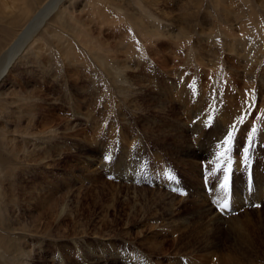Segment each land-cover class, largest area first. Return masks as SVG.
<instances>
[{
  "label": "rangeland",
  "instance_id": "obj_1",
  "mask_svg": "<svg viewBox=\"0 0 264 264\" xmlns=\"http://www.w3.org/2000/svg\"><path fill=\"white\" fill-rule=\"evenodd\" d=\"M4 1L11 10L0 9V66L36 7ZM0 100V264H138L154 245L144 234L160 236L155 255L147 253L155 264L181 253L244 264L233 255L248 243L264 248V0H62L3 72ZM253 125L255 185L244 208L246 166L241 181L240 171ZM230 130L235 149L224 153ZM226 168L237 207L230 218L210 204ZM170 196L177 211L198 201L221 226L203 222L192 238L178 227L179 245L199 241L178 253V222L151 219ZM131 213L138 221L129 226ZM207 237L213 256L197 252Z\"/></svg>",
  "mask_w": 264,
  "mask_h": 264
},
{
  "label": "bare ground",
  "instance_id": "obj_2",
  "mask_svg": "<svg viewBox=\"0 0 264 264\" xmlns=\"http://www.w3.org/2000/svg\"><path fill=\"white\" fill-rule=\"evenodd\" d=\"M66 1V0H65ZM6 1H4L3 3L0 4V9H3V10H11V6H9L7 3H5ZM62 0H35V2H32V5H36V7H34L33 11L31 12V15L25 20V22L21 25L20 28L23 27L24 30L21 31L20 35H15V40L13 41L12 40V44L10 46L9 49H7L4 54V57L6 58V62L5 64H3L2 66H0V79L2 77V74L3 72L9 67L10 64L14 63L18 58H19V53L21 52V50L23 49V46L25 44H27L31 37L36 33V31L42 26L43 22L53 13L55 12L56 10L59 9V5L61 4ZM31 4V3H30ZM110 5H112L111 3H108ZM30 6V5H29ZM28 8V7H27ZM117 10L118 11H122L119 7H117ZM125 13V12H123ZM23 22V21H22ZM127 54H129L127 52ZM58 59V58H57ZM56 61V60H55ZM83 62V61H81ZM106 63L103 61L101 63H99V69L102 68L103 65H105ZM54 65H55V62H54ZM139 65H137L138 67ZM84 70V69H83ZM82 71V70H81ZM85 71V70H84ZM56 72V71H55ZM87 72V71H86ZM100 73L103 74L102 71L99 70ZM52 73V72H51ZM80 73V72H79ZM92 73V72H91ZM90 73V74H91ZM85 74V73H84ZM128 73H126L125 76H127ZM54 77V75H53ZM56 77V76H55ZM119 77L122 79L123 77L120 76L119 74ZM93 79V78H92ZM65 87V86H64ZM98 87V86H97ZM29 96V95H28ZM106 97V96H105ZM34 98L33 96L30 97L29 99H32ZM91 101V100H90ZM0 113L3 112L2 110H4V103L2 102V100H0ZM27 103V102H26ZM33 103V104H32ZM31 104H28L30 105L31 107H35V104L34 102H32ZM39 103V102H38ZM26 104V105H27ZM25 105V106H26ZM20 106H16V110H15V113L18 111ZM29 107V106H28ZM158 107V110L160 111H157V112H164L165 110H167V108H165L163 105H157ZM23 108V107H22ZM21 108V109H22ZM25 108V107H24ZM30 108V107H29ZM20 110V109H19ZM27 110V108H26ZM19 113V112H17ZM167 113H170L169 110H167ZM93 115V114H92ZM91 116V115H90ZM89 117V116H86V118ZM92 117V116H91ZM141 117V116H140ZM144 117V116H143ZM146 117V116H145ZM90 119V118H89ZM95 119V118H94ZM108 121V120H107ZM32 122V121H30ZM30 127V126H29ZM68 130V129H67ZM101 133V132H100ZM30 134V132L28 133V135ZM233 146V145H232ZM36 148V147H34ZM235 149V148H232L231 151ZM230 151V152H231ZM229 152V153H230ZM22 155H23V159L27 160L29 157H32L31 155H33L32 153H29L25 150H22L21 151ZM21 155V154H19ZM35 157V156H34ZM44 160V159H43ZM42 160V161H43ZM246 164H250V162H247ZM246 164H244L242 167H241V171H240V181H241V178L243 177L242 175V168L244 169V166H246ZM251 168H245V170H249L250 169V172H251V178H252V187L249 189L248 188V184L246 186V174L247 172L244 174V193H245V196L247 198H245L244 200V203H245V206H243L244 208L246 206H250L249 204V201H250V196L251 194L254 192V169H253V161H251ZM233 167V166H232ZM235 169V167H233ZM147 169V168H146ZM244 170V172H245ZM234 178H235V170H234V174L232 175ZM170 181L169 182V187H166V189L169 190V192L171 193V191H173L174 193L173 194H176V190H173L172 189V178H169ZM176 183V182H175ZM209 183H211L209 181ZM223 183V182H222ZM229 184L231 186H229ZM233 184L229 183L228 182V187H229V190L232 191V194H231V198L229 199L230 203L233 205V188H232ZM181 189H184L185 192H186V195L189 193L188 189L186 188L185 185H181L180 186ZM214 188L216 189V194L212 193V197L210 199V204L213 206V208H215L216 206L212 203V198H215V199H218L219 198V193L222 192V190L219 188L218 185H215ZM248 189H249V192H248ZM183 193L182 190H180V194ZM263 193H264V187H263ZM263 193H262V196H263ZM126 202V201H125ZM124 202V203H125ZM129 203V202H128ZM194 209L190 210V211H177V208L176 207V203H175V199L174 197L170 196V197H165V198H162V202L160 203L161 207L158 208V209H161V211L157 212V213H154L155 214V218L153 217V215L151 217L152 221H155L157 223V221H162L163 223L165 221H167L168 219L171 220L173 219V224H176L178 222V225H174V229L175 231H178V227L180 228L181 227V232H182V229H185V231H183L182 233L184 234H188L189 231L192 233L190 236V238L194 237V229L197 230L199 227H203V222L204 223H209L211 225H213V227H218V226H221V220L219 218H211L210 217V213L209 211H206L205 209H202L201 207V204L198 203V201H194ZM260 202H257L256 204H258ZM124 205H127V202L124 204ZM131 205V204H130ZM126 207V206H125ZM57 208V206H56ZM212 208V207H211ZM146 209V208H145ZM156 210V209H155ZM62 211V210H61ZM149 210L147 211V209L145 210V212H147V215L149 213ZM232 211V210H231ZM217 212V210H216ZM218 215L221 216V217H227V218H230L231 214L229 215L228 213L226 214V212L224 213H219L218 212ZM53 216L52 212H51V215L50 217ZM49 217V216H48ZM137 218V219H136ZM136 219V220H135ZM138 221V215L137 213H131L130 215V218L128 219V223L127 225H132L131 223L132 222H137ZM144 221V220H142ZM145 222V221H144ZM142 223V222H141ZM165 224V223H164ZM172 224V225H173ZM192 224V225H191ZM4 225V224H2ZM129 225V226H130ZM171 225V224H170ZM200 225V226H199ZM230 225V223L228 224ZM162 228H165V226L161 225ZM190 226H193V228H189ZM249 226V225H248ZM158 227V226H157ZM183 227V228H182ZM195 227V228H194ZM231 227V226H230ZM234 227V225L232 226ZM231 227V228H232ZM150 228H153V227H150ZM230 229V228H229ZM233 229V228H232ZM171 230V229H170ZM164 231V230H163ZM172 232V231H171ZM155 233V232H154ZM161 233V231H160ZM182 233H180V231H178V238L177 240H173V243L174 245H179L180 241L182 239H184L183 237H185ZM143 232H138V236L142 235ZM167 237V236H166ZM144 241H149L148 239H153L151 241H149L148 243H152L154 245H150L149 246V254L150 255H155L154 252H151L152 250L156 251V247H159L156 243L158 242V240L160 239V236H158V234H153L151 236L148 237L145 236V234L141 237ZM181 238V239H180ZM163 239V238H162ZM213 238L210 239V237H207L206 238V244L199 250H197V252H200V253H204L203 255H206V256H213L214 255V250L216 248V245L214 244V242L211 243ZM164 240V239H163ZM162 241V240H161ZM177 241V242H176ZM164 242V241H162ZM263 242V241H262ZM161 243V242H160ZM191 242L187 241V243H184L183 245H179L176 247V249L178 250V253H180V251H186L188 250L189 248H193L195 247L194 245H198L199 241H195V242H192L193 245H189ZM5 246L7 244H4ZM13 245V244H12ZM138 245L141 246L142 248V245L139 243ZM264 246V244H261ZM9 246V244L7 245ZM139 246V247H140ZM144 246V245H143ZM257 246L259 247L260 245L258 244H255V245H251L248 243L247 245V248H245V250L243 251V253H235V255L233 256H237L239 257V254H243V258H240L242 260V263H244V260H245V263H247V258L249 257L252 264H254L253 262L255 261L254 259H252L253 256H255V259H259L263 264H264V248H260V250L258 251L257 250ZM15 247V246H13ZM11 247V248H13ZM126 246H124V251L121 252L119 251V253L117 254V259L118 257H123L125 255V251H126ZM198 248H200L199 246H197ZM10 248V249H11ZM15 249H11L10 250V253H15L17 252V246L15 247ZM140 248V250H141ZM143 249V248H142ZM144 250V249H143ZM147 250H145L144 252L141 250V253L147 255V257H144L141 253L139 254V259H138V264H155L154 262L151 261V256L148 253V251L146 252ZM192 251H190L191 253ZM185 253V252H184ZM182 254V255H181ZM181 254H174V258L172 259V264H202V262L200 261H195L197 259H193L192 257H186L185 254L181 253ZM262 254V255H261ZM261 255V256H260ZM201 256V255H200ZM205 258V256H204ZM119 260V259H118ZM228 262L230 264H239V261L236 260V258L234 257H228ZM238 261V262H237ZM256 262V261H255ZM260 262V263H261ZM250 262H248L247 264H249ZM257 264V263H256ZM259 264V262H258Z\"/></svg>",
  "mask_w": 264,
  "mask_h": 264
},
{
  "label": "snow or ice",
  "instance_id": "obj_3",
  "mask_svg": "<svg viewBox=\"0 0 264 264\" xmlns=\"http://www.w3.org/2000/svg\"><path fill=\"white\" fill-rule=\"evenodd\" d=\"M209 122H211V117H209ZM240 123H244V117H240ZM232 128L235 129V125H233ZM256 132H257V128L255 127V125H253L247 137L248 146L243 148L245 162H247L248 160L249 150L253 146V137L256 134ZM234 135H235L234 130H230L227 132V135L224 137L222 141L224 145V153L230 151ZM217 147H220V145L218 144ZM218 155H222V153H218ZM104 159L108 161L111 159V157L106 155ZM230 163L231 161H229V164ZM224 171H225L224 182L219 185V188L222 190V192L219 193L218 199H214L212 201V203L216 206V210L220 211L221 213L230 210V205L228 200L229 187H228V176H227V172L229 171V169L226 168ZM258 206L259 205H257V207Z\"/></svg>",
  "mask_w": 264,
  "mask_h": 264
}]
</instances>
